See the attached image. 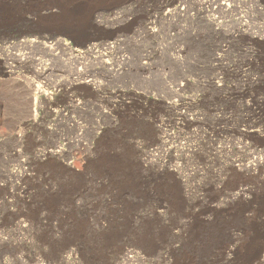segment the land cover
I'll list each match as a JSON object with an SVG mask.
<instances>
[{
  "label": "rangeland",
  "instance_id": "374dc122",
  "mask_svg": "<svg viewBox=\"0 0 264 264\" xmlns=\"http://www.w3.org/2000/svg\"><path fill=\"white\" fill-rule=\"evenodd\" d=\"M255 158L264 0H0V264H264Z\"/></svg>",
  "mask_w": 264,
  "mask_h": 264
},
{
  "label": "bare ground",
  "instance_id": "6f19581e",
  "mask_svg": "<svg viewBox=\"0 0 264 264\" xmlns=\"http://www.w3.org/2000/svg\"><path fill=\"white\" fill-rule=\"evenodd\" d=\"M217 2H219V0H212V3H217ZM220 6V5H219ZM222 9V8H221ZM220 9V10H221ZM224 11V10H223ZM215 20V19H214ZM213 22V21H212ZM241 23V22H240ZM212 26H213V30H217L219 27H217V25L215 24V22H213L212 24H211ZM241 25V24H240ZM212 29V28H211ZM218 31H220V30H218ZM236 34H240L241 33V30L240 31H236L235 32ZM234 33V34H235ZM244 33V32H243ZM250 34V33H249ZM248 34V35H249ZM258 35V34H257ZM261 38V36H254V35H249V40L250 41H253V42H259V41H261L260 40V38ZM25 40V39H24ZM21 42H23V44H27V45H38V46H43L44 48H45V51H47V52H49L50 54H51V56H53V57H56L57 55H58V52H57V50L58 49H60L62 52H66V53H68L67 55H70V56H72L73 55V51L71 50V48H70V46L69 45H67L66 43H64V41L63 40H61V39H58V40H52V41H47V43H45V42H43L42 40H40V39H36V40H32V41H20L19 43H21ZM252 43V42H251ZM13 45V44H12ZM15 45V44H14ZM27 45H26V47H27ZM107 47H106V49H110L111 48V46H109V45H106ZM24 55V54H23ZM85 55V54H84ZM15 56H17L18 58H20V60H23V59H28V57H26L27 56V54L26 55H24V56H22V55H20V54H18V55H15ZM75 57V56H74ZM76 59H80V58H76ZM75 60V59H74ZM82 60V59H81ZM76 61V60H75ZM44 65H45V63H43V62H41L40 63V61H39V64H38V66H39V68L37 67V69H35L34 71L36 72V74L37 75H40V76H42V77H44V78H47L48 77V72H47V70H45L44 69ZM83 84H85V86H87V87H89L90 89H94V88H96V87H98V85H97V83L95 82V81H90V82H85V83H83ZM71 85H73V83H71ZM71 85H69L70 87H71ZM247 106V105H246ZM253 110V109H252ZM246 111V110H245ZM249 113V112H248ZM249 116V115H248ZM257 117V116H256ZM248 119V118H247ZM246 119V120H247ZM250 120V119H249ZM249 122V121H248ZM244 123V122H243ZM249 124H250V122H249ZM249 127V126H248ZM242 133V132H241ZM246 133V132H245ZM248 133V132H247ZM241 136V135H240ZM243 137V136H242ZM256 159V158H255ZM255 165H251L252 167H254V168H256L257 167V169H258V167L259 166H262V164L264 163V161L263 160H260V158H258V159H256L255 160ZM251 166H250V168H251ZM247 171H250V169H249V167H246L245 168ZM244 169V170H245Z\"/></svg>",
  "mask_w": 264,
  "mask_h": 264
}]
</instances>
